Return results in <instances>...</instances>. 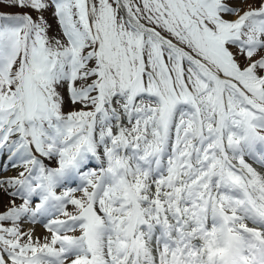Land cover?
<instances>
[{"label":"snow or ice","instance_id":"snow-or-ice-1","mask_svg":"<svg viewBox=\"0 0 264 264\" xmlns=\"http://www.w3.org/2000/svg\"><path fill=\"white\" fill-rule=\"evenodd\" d=\"M0 5V264H264V0Z\"/></svg>","mask_w":264,"mask_h":264},{"label":"rangeland","instance_id":"rangeland-1","mask_svg":"<svg viewBox=\"0 0 264 264\" xmlns=\"http://www.w3.org/2000/svg\"><path fill=\"white\" fill-rule=\"evenodd\" d=\"M0 11H4V12H19V11H26V10L25 9H18V8H8V7H5L4 5H0ZM33 15H35V14L33 13ZM46 15H48L49 18H51L50 17V13H48ZM5 173H9V172H5ZM1 174L3 175V173H0V175ZM11 175H14V174H11ZM0 201L6 202L7 201V197H4L2 194H0ZM2 206H3L2 203H0V208H2ZM37 227H38L37 231L38 232H42V229L39 226H37Z\"/></svg>","mask_w":264,"mask_h":264},{"label":"bare ground","instance_id":"bare-ground-1","mask_svg":"<svg viewBox=\"0 0 264 264\" xmlns=\"http://www.w3.org/2000/svg\"><path fill=\"white\" fill-rule=\"evenodd\" d=\"M9 173H3V175H11V174H15L14 172L12 171H8ZM2 175V174H1ZM38 228V227H37Z\"/></svg>","mask_w":264,"mask_h":264}]
</instances>
